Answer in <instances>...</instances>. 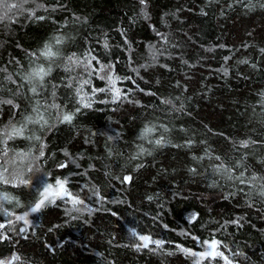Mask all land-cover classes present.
<instances>
[{"label":"trees","instance_id":"trees-1","mask_svg":"<svg viewBox=\"0 0 264 264\" xmlns=\"http://www.w3.org/2000/svg\"><path fill=\"white\" fill-rule=\"evenodd\" d=\"M7 3L0 261L264 264V0ZM58 180L82 204L31 212Z\"/></svg>","mask_w":264,"mask_h":264},{"label":"snow or ice","instance_id":"snow-or-ice-1","mask_svg":"<svg viewBox=\"0 0 264 264\" xmlns=\"http://www.w3.org/2000/svg\"><path fill=\"white\" fill-rule=\"evenodd\" d=\"M145 0H141V3H144ZM18 5L16 3H7V0H0V8H3L5 9L4 11V14L3 15H0V21H3L4 19L8 18V13L12 11V9H15L17 8ZM40 19H43V17H40ZM60 41L58 40L57 43H59ZM42 55H44L45 57L47 58H53L57 55V53L53 52L51 47L46 45L45 46V51L42 53ZM71 59V58H69ZM51 71V69H45L44 67H38V68H35L33 69V71L30 73V78L32 79H37L39 81H43L44 77L46 75H48V73ZM9 79H11V77H9ZM32 91L33 92H36V88H32ZM101 91H103V89H101ZM119 94V90H117V95ZM13 101L12 100H0V104H12ZM85 106H88V105H85ZM30 121H31V118L29 117L28 118ZM40 119H43V117H40ZM71 120H72V116L69 114V115H64L63 117V121L64 122H68V123H71ZM36 123H39V120L37 121H34ZM22 131L23 129L20 128V129H13V132L14 134H22ZM146 131H150L149 130H146ZM157 144H160L161 141L160 140H157L156 141ZM244 147H247V144L245 143L243 145ZM41 155H43V153H41ZM217 159H219L217 157ZM63 167V165H61ZM223 167V166H221ZM225 172L228 171V169H224ZM229 179H232L231 176L228 177ZM130 177H125V180H129ZM243 182V181H241ZM57 185L60 186L61 188V193H58L59 194H66V195H70L68 193H63V184L61 181H57ZM51 185H48L46 186L43 191L40 193V198L37 200L35 206L31 209L32 212H38L40 211L43 207H46L48 203H52L53 201L50 199V189H51ZM74 203H82V201H73ZM18 219H24V217H18ZM194 219V217H193ZM0 227H3V225H0ZM23 231V230H22ZM6 238V237H5ZM141 240L145 241V244L143 245L144 247H147V241L149 240L148 237L146 236H141L140 237ZM155 243H157L158 245L161 243L160 241H156ZM216 244L215 241H213V243L211 245H209L210 248H214V245ZM192 255H201V256H204V257H212V258H215V255H219V256H223V253H214V252H205V253H201V254H198V253H191ZM14 259H19V257H14ZM225 260H227V257H224ZM0 264H4L3 261H0Z\"/></svg>","mask_w":264,"mask_h":264},{"label":"rangeland","instance_id":"rangeland-1","mask_svg":"<svg viewBox=\"0 0 264 264\" xmlns=\"http://www.w3.org/2000/svg\"><path fill=\"white\" fill-rule=\"evenodd\" d=\"M13 10H17V12L20 11V7L15 8ZM5 9L0 8V15L4 14ZM21 13L22 12L21 10ZM11 14L10 12L8 13V15ZM116 86L114 85L112 88L113 94H114V100H117L120 95H121V91H119V94L117 95V88H115ZM111 88V87H110ZM110 90V89H109ZM111 91V92H112ZM63 184V183H62ZM48 186V185H47ZM46 187V186H45ZM44 187V188H45ZM43 188V189H44ZM43 191V190H42ZM61 193V188L59 185H57V183H55L54 185H52L51 189H50V199L53 201L52 203H48V204H53L57 201L62 202L63 204L69 205L71 207V209H74L76 205L80 204V203H74L73 201H78L75 197L72 196V193L68 192L67 189L65 188L64 184H63V193H68L70 195H66V194H59ZM82 204V203H81ZM32 212V211H31ZM33 213H29V214H25L24 219H18V217H16L15 219L19 222H23V223H27L28 221V217L31 216ZM141 241V239H140ZM213 242H203L197 245L198 250L197 251H188V250H181L182 253H184L185 255L189 256V259L191 261L192 264H213V259L215 258H219L221 262H224V255L223 256H219V255H215V258L212 257H204L201 255H192L191 253H205V252H214V253H219L217 250V246L216 244L214 245V248H210L209 245H211ZM148 245V243H147Z\"/></svg>","mask_w":264,"mask_h":264}]
</instances>
